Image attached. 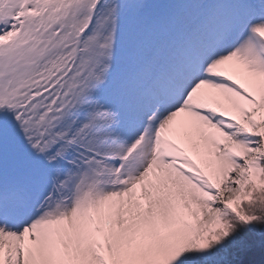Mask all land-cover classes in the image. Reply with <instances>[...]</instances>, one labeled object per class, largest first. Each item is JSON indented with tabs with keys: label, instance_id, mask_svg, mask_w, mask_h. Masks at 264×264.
Returning a JSON list of instances; mask_svg holds the SVG:
<instances>
[{
	"label": "snow or ice",
	"instance_id": "obj_1",
	"mask_svg": "<svg viewBox=\"0 0 264 264\" xmlns=\"http://www.w3.org/2000/svg\"><path fill=\"white\" fill-rule=\"evenodd\" d=\"M0 264H264V0H0Z\"/></svg>",
	"mask_w": 264,
	"mask_h": 264
}]
</instances>
